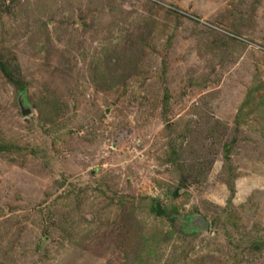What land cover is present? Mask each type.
<instances>
[{"label":"rangeland","instance_id":"obj_1","mask_svg":"<svg viewBox=\"0 0 264 264\" xmlns=\"http://www.w3.org/2000/svg\"><path fill=\"white\" fill-rule=\"evenodd\" d=\"M0 59L60 108L20 117L0 73V264H264V121L234 123L264 86V0H0Z\"/></svg>","mask_w":264,"mask_h":264},{"label":"trees","instance_id":"obj_2","mask_svg":"<svg viewBox=\"0 0 264 264\" xmlns=\"http://www.w3.org/2000/svg\"><path fill=\"white\" fill-rule=\"evenodd\" d=\"M232 30L236 31L237 27L236 25H232ZM0 73L4 77V79L15 88V90L20 93L23 91H26L27 85L24 83V81L18 76L19 70L16 66L12 64H8L6 62H2L0 59ZM264 90V86L260 85H252L250 88L247 89L246 94L244 96V99L240 102L236 114H235V126L239 125V123H245V121H248V118H253L257 121H264V93L257 98V92L259 89ZM49 98L42 96L38 99L37 102H32L31 108L35 109L38 112V118L40 122L43 123H50L52 126H54L55 117L58 115V112L60 111L58 100L56 98ZM26 99V98H25ZM169 99V95L167 92L164 93L162 104L164 105V108L167 106ZM165 110V109H164ZM254 116V117H253ZM234 127L236 130L237 128ZM261 129L264 130V123L261 126ZM15 149L16 146L13 143L7 142L3 143L0 142V149ZM232 148V141L227 144H222V150H223V156L226 159V162L228 161L227 155L228 152L231 151ZM169 161L171 164L176 165L179 173V177L183 174H186V170L189 169V173L191 174L190 177H195L197 173L201 170H204L203 176L208 171V166L203 164H199L198 162H192L189 164L181 163L179 154L175 153L174 150L168 155ZM228 170H232L230 166L227 167ZM181 184L184 183L183 178L180 179ZM226 184L228 185L229 190L231 191V198L234 194V185L230 183L229 180H226ZM166 190L163 192L164 196L173 200L177 197H179V190L182 189V186L180 188L172 189L165 187ZM168 199V200H169ZM147 202V203H145ZM142 204L141 210H135L134 211H142L145 208L149 211L150 215L154 216L155 218H159L162 220H166L167 225L170 229L175 225L177 222V216L179 215L178 208L174 204H170L169 206L164 205L159 198L157 197H149L145 196L141 199L140 205ZM172 232L169 231L168 234H171ZM153 239V237H151ZM44 241V240H43ZM156 240H154L155 242Z\"/></svg>","mask_w":264,"mask_h":264},{"label":"water","instance_id":"obj_3","mask_svg":"<svg viewBox=\"0 0 264 264\" xmlns=\"http://www.w3.org/2000/svg\"><path fill=\"white\" fill-rule=\"evenodd\" d=\"M25 94V91L18 93V97L16 100L17 107L22 117L32 114V108L27 103ZM183 222L184 225H186L187 230H189L190 232L194 231L198 234V232H207L208 230V222L199 215L186 217Z\"/></svg>","mask_w":264,"mask_h":264},{"label":"clouds","instance_id":"obj_4","mask_svg":"<svg viewBox=\"0 0 264 264\" xmlns=\"http://www.w3.org/2000/svg\"><path fill=\"white\" fill-rule=\"evenodd\" d=\"M19 115H20V113H19ZM29 116V115H28ZM20 117H22L21 115H20ZM27 116H24L23 118H26Z\"/></svg>","mask_w":264,"mask_h":264}]
</instances>
